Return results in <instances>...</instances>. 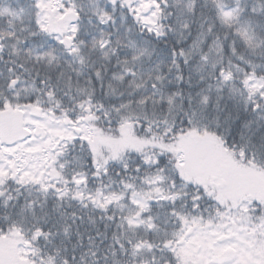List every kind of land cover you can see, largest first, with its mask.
<instances>
[{
  "label": "snow or ice",
  "instance_id": "snow-or-ice-1",
  "mask_svg": "<svg viewBox=\"0 0 264 264\" xmlns=\"http://www.w3.org/2000/svg\"><path fill=\"white\" fill-rule=\"evenodd\" d=\"M0 264H264V0H0Z\"/></svg>",
  "mask_w": 264,
  "mask_h": 264
}]
</instances>
